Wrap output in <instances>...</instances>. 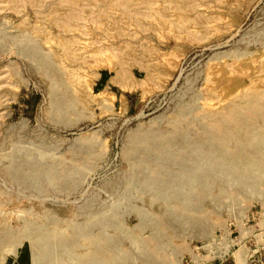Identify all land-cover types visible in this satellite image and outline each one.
Listing matches in <instances>:
<instances>
[{
    "label": "rangeland",
    "instance_id": "1",
    "mask_svg": "<svg viewBox=\"0 0 264 264\" xmlns=\"http://www.w3.org/2000/svg\"><path fill=\"white\" fill-rule=\"evenodd\" d=\"M263 239L264 0H0V264H249Z\"/></svg>",
    "mask_w": 264,
    "mask_h": 264
},
{
    "label": "crops",
    "instance_id": "2",
    "mask_svg": "<svg viewBox=\"0 0 264 264\" xmlns=\"http://www.w3.org/2000/svg\"><path fill=\"white\" fill-rule=\"evenodd\" d=\"M99 79H100L99 84L101 85L102 88L117 87V89L119 90V94L117 96V94L113 93L114 96L116 97L115 99L123 98L125 103L128 101L129 94H131L132 91H137L138 89H140L138 86L136 88H134L133 90L122 89V87L117 82H113V77L109 76L107 71H101L99 73ZM234 253L235 252H232L230 255H228L226 258H224L219 264H247L246 263L247 261H245L246 260L245 252H243L241 255L243 261L238 259L240 257V255L238 257V256H235Z\"/></svg>",
    "mask_w": 264,
    "mask_h": 264
},
{
    "label": "bare ground",
    "instance_id": "3",
    "mask_svg": "<svg viewBox=\"0 0 264 264\" xmlns=\"http://www.w3.org/2000/svg\"><path fill=\"white\" fill-rule=\"evenodd\" d=\"M168 55L170 56V54H168ZM113 82H117L122 87V89H124V90H133L134 88L137 87V83L133 82V80H131L130 78L125 77V75L123 74V71H121L120 69H116L115 70V75L113 77ZM100 94H104V93L101 92ZM107 96L111 97L112 95L111 94H107Z\"/></svg>",
    "mask_w": 264,
    "mask_h": 264
},
{
    "label": "built area",
    "instance_id": "4",
    "mask_svg": "<svg viewBox=\"0 0 264 264\" xmlns=\"http://www.w3.org/2000/svg\"><path fill=\"white\" fill-rule=\"evenodd\" d=\"M262 241H263L262 242L263 245L261 246V250H264V239ZM186 264H190V263H186ZM249 264H264V255L261 256L259 252L253 253L252 257L250 258Z\"/></svg>",
    "mask_w": 264,
    "mask_h": 264
}]
</instances>
